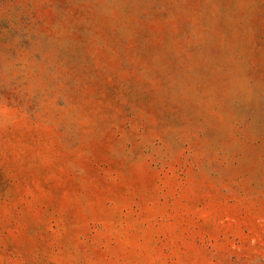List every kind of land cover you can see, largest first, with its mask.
<instances>
[{
	"label": "rangeland",
	"instance_id": "rangeland-1",
	"mask_svg": "<svg viewBox=\"0 0 264 264\" xmlns=\"http://www.w3.org/2000/svg\"><path fill=\"white\" fill-rule=\"evenodd\" d=\"M0 264H264V0H0Z\"/></svg>",
	"mask_w": 264,
	"mask_h": 264
}]
</instances>
